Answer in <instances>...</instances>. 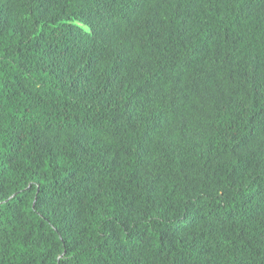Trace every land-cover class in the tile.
Listing matches in <instances>:
<instances>
[{
	"label": "trees",
	"instance_id": "trees-1",
	"mask_svg": "<svg viewBox=\"0 0 264 264\" xmlns=\"http://www.w3.org/2000/svg\"><path fill=\"white\" fill-rule=\"evenodd\" d=\"M0 264H264V0H0Z\"/></svg>",
	"mask_w": 264,
	"mask_h": 264
}]
</instances>
